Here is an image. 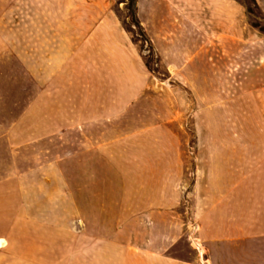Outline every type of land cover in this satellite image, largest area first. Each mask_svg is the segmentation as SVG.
I'll return each instance as SVG.
<instances>
[{"label": "crops", "instance_id": "crops-1", "mask_svg": "<svg viewBox=\"0 0 264 264\" xmlns=\"http://www.w3.org/2000/svg\"><path fill=\"white\" fill-rule=\"evenodd\" d=\"M253 1L264 13V0ZM171 22L167 43L159 32L149 35L171 77L190 95L197 129L216 131L194 142L206 148L194 157L196 176L206 173L209 180L200 183L206 196L196 204V218L184 223L170 207L121 219L124 177L113 147L178 121L185 113L177 96L164 100L163 120H128L137 110H163L159 102L166 96H146L142 75L113 81L114 65L122 73L128 67L114 64L116 52L98 54L95 41L46 42L43 69L36 72L27 44L22 57L10 42L4 48L9 53H0V264H33L34 227L52 228L56 236L64 228H83L70 234L89 242L95 253L89 264H264V138L228 141L221 138L223 124L208 122L216 111L237 110L238 117L247 111L264 125V29L242 25L235 14L232 26L216 30L177 26L176 16ZM38 98L44 115H64L69 124L33 137V127L22 120ZM151 100L159 106L145 108Z\"/></svg>", "mask_w": 264, "mask_h": 264}, {"label": "rangeland", "instance_id": "rangeland-1", "mask_svg": "<svg viewBox=\"0 0 264 264\" xmlns=\"http://www.w3.org/2000/svg\"><path fill=\"white\" fill-rule=\"evenodd\" d=\"M135 1L132 6L131 0H0V53H9L4 48H8L11 42L22 50L13 53L24 57V45L27 44V50H32L27 53L32 54L33 62L37 64L33 69L40 72L43 69L40 66L42 43H57L67 38L81 44L95 41L98 54L100 50H111L118 54L114 64L122 61L123 65H128L122 69L126 71L124 73L114 65L113 81L126 74L128 77L142 75L147 80L146 96L157 93L166 96L159 102L163 110H137L138 115L128 116V120H132L144 115L141 119L144 124L153 123L159 117L162 120L167 118L164 100L168 102L169 95L173 99L177 96L176 104L185 113L178 117V121H164L115 144L112 159L124 177L121 219L145 209L176 207L177 217L186 223V220L196 218V204H199L202 196H206L200 183L209 181L206 173L202 178L196 176L194 157L198 150L206 148L194 146V142L202 135L204 138L214 137L216 131L201 134L197 129L199 123L196 124L195 114L191 111V97L183 85L171 77L149 32H159L158 36L167 43L174 16L177 26L216 30L218 25L232 26L234 14L242 25L264 29V13L253 0ZM126 46L129 52L125 56ZM1 69L10 70L9 67ZM100 90L98 85V94ZM53 103L55 105L56 100ZM159 103L151 100L145 102L144 106L151 109L159 106ZM43 112L41 98H38L22 120V123L33 127V137L69 124L63 120L64 115H44ZM236 112L216 111L209 116L208 122L223 124L221 138L228 141L264 138L262 120L247 111L245 117H238ZM69 118L73 119V116ZM202 121H206V118L203 117ZM208 133L211 136H207ZM225 149L232 148L226 146ZM204 162L202 159L201 164L204 165ZM186 229L194 230L190 225ZM80 230L83 228H64L65 234L56 236L52 228L34 227L33 264H89L92 253L89 251L90 244L84 236H78ZM74 232H78V235L70 234ZM92 254L94 257L95 253ZM99 262L101 260L97 259V264Z\"/></svg>", "mask_w": 264, "mask_h": 264}, {"label": "bare ground", "instance_id": "bare-ground-1", "mask_svg": "<svg viewBox=\"0 0 264 264\" xmlns=\"http://www.w3.org/2000/svg\"><path fill=\"white\" fill-rule=\"evenodd\" d=\"M4 244H5V240H4V239H1V240H0V245L3 246Z\"/></svg>", "mask_w": 264, "mask_h": 264}, {"label": "trees", "instance_id": "trees-1", "mask_svg": "<svg viewBox=\"0 0 264 264\" xmlns=\"http://www.w3.org/2000/svg\"><path fill=\"white\" fill-rule=\"evenodd\" d=\"M135 0H131V4H132V6H134L135 5ZM139 23V21L137 20V24Z\"/></svg>", "mask_w": 264, "mask_h": 264}]
</instances>
